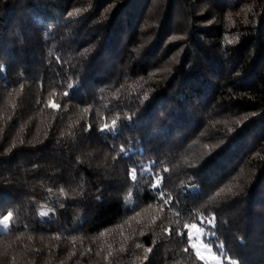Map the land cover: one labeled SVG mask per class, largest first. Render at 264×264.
<instances>
[{
    "label": "trees",
    "instance_id": "1",
    "mask_svg": "<svg viewBox=\"0 0 264 264\" xmlns=\"http://www.w3.org/2000/svg\"><path fill=\"white\" fill-rule=\"evenodd\" d=\"M9 211L0 264H264V0H0Z\"/></svg>",
    "mask_w": 264,
    "mask_h": 264
},
{
    "label": "rangeland",
    "instance_id": "2",
    "mask_svg": "<svg viewBox=\"0 0 264 264\" xmlns=\"http://www.w3.org/2000/svg\"><path fill=\"white\" fill-rule=\"evenodd\" d=\"M190 230L195 232L194 229ZM192 243L195 244L196 252H200V257H202L206 264H224L220 257L212 251L211 247L203 243L199 232L192 238Z\"/></svg>",
    "mask_w": 264,
    "mask_h": 264
},
{
    "label": "snow or ice",
    "instance_id": "3",
    "mask_svg": "<svg viewBox=\"0 0 264 264\" xmlns=\"http://www.w3.org/2000/svg\"><path fill=\"white\" fill-rule=\"evenodd\" d=\"M48 106L53 108V109L58 107V105L56 103H54L53 101H51V100L49 101ZM135 179H136V177L134 176L133 177V181H135ZM41 215L42 216H46V215H48V213L47 212H42ZM12 216H13V213L11 211H9L6 215H3L2 219H0V225H3V227L5 229H8L10 221L12 219ZM184 227L186 229L190 228V229H194L195 230V232H193L191 230L189 231V233H188L189 240H192V238L196 235V233L202 232V229L201 228H197L196 224H195V226H193V225L189 226V225L186 224ZM192 247H195V244H193ZM196 255H197V257H200V252L197 251ZM200 258L202 259V257H200Z\"/></svg>",
    "mask_w": 264,
    "mask_h": 264
}]
</instances>
